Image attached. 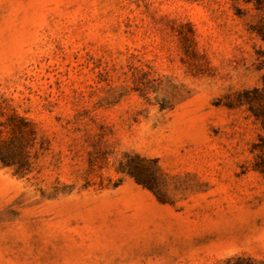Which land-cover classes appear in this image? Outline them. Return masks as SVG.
I'll return each instance as SVG.
<instances>
[{"label": "rangeland", "instance_id": "obj_1", "mask_svg": "<svg viewBox=\"0 0 264 264\" xmlns=\"http://www.w3.org/2000/svg\"><path fill=\"white\" fill-rule=\"evenodd\" d=\"M263 23L0 0V264H264Z\"/></svg>", "mask_w": 264, "mask_h": 264}, {"label": "trees", "instance_id": "obj_2", "mask_svg": "<svg viewBox=\"0 0 264 264\" xmlns=\"http://www.w3.org/2000/svg\"><path fill=\"white\" fill-rule=\"evenodd\" d=\"M246 3H253L257 10H262L264 13V0H242ZM256 30V33L264 38V23L260 25ZM263 87L260 92L254 91V98L261 102L260 106L257 109L251 108L253 115L256 120H259L263 134H264V77H263ZM0 162L3 165H10L5 159H0ZM256 170L264 176V165L259 166Z\"/></svg>", "mask_w": 264, "mask_h": 264}]
</instances>
